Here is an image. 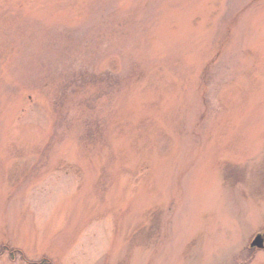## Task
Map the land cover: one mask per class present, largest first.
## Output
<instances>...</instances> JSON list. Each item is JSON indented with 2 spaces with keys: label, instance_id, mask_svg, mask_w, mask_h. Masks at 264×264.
<instances>
[{
  "label": "rangeland",
  "instance_id": "obj_1",
  "mask_svg": "<svg viewBox=\"0 0 264 264\" xmlns=\"http://www.w3.org/2000/svg\"><path fill=\"white\" fill-rule=\"evenodd\" d=\"M264 0H0V264H264Z\"/></svg>",
  "mask_w": 264,
  "mask_h": 264
},
{
  "label": "water",
  "instance_id": "obj_2",
  "mask_svg": "<svg viewBox=\"0 0 264 264\" xmlns=\"http://www.w3.org/2000/svg\"><path fill=\"white\" fill-rule=\"evenodd\" d=\"M251 246L261 248L263 246V238L260 234H257L251 242Z\"/></svg>",
  "mask_w": 264,
  "mask_h": 264
}]
</instances>
